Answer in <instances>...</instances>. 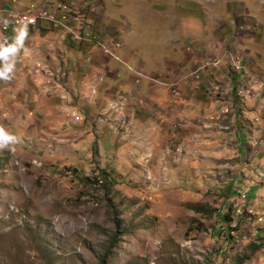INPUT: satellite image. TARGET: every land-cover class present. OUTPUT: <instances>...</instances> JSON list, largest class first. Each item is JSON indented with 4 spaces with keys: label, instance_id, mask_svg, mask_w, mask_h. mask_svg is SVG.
Wrapping results in <instances>:
<instances>
[{
    "label": "rangeland",
    "instance_id": "374dc122",
    "mask_svg": "<svg viewBox=\"0 0 264 264\" xmlns=\"http://www.w3.org/2000/svg\"><path fill=\"white\" fill-rule=\"evenodd\" d=\"M27 12L78 21L32 29L60 92L9 97L23 49L0 80V264H264V0H0Z\"/></svg>",
    "mask_w": 264,
    "mask_h": 264
},
{
    "label": "crops",
    "instance_id": "0c3cea01",
    "mask_svg": "<svg viewBox=\"0 0 264 264\" xmlns=\"http://www.w3.org/2000/svg\"><path fill=\"white\" fill-rule=\"evenodd\" d=\"M44 28H46V26H44ZM44 28H41V30L43 31ZM47 29V28H46ZM40 30L37 29V32H39ZM11 35H9V38L11 39H14L15 35H16V32L15 31H8ZM46 37H48L46 35ZM44 36H41L40 34L36 33L35 31L33 32L32 31V28L28 27V36H27V39H29V46L31 47H26L28 48L30 51H29V55L25 56L23 59L25 60V63L27 65V67L25 68V71L26 73L23 74V72H21V77H19V80H17V86L18 88H16V92H12V83H9L8 87L9 89L7 90L8 91V95L9 97H15L17 95H19V93L17 91H22V92H25L27 91L28 89L25 88V85L23 84V81L27 78V77H30L31 79L33 80H39L41 79V85L42 84H47V90L49 92H60V88H55L53 85H51V83H46L44 82V80H46L47 78H45V76L47 75V73H51V70H48L47 66L50 65V66H53L56 70H58V68L60 69L61 67H59L60 65H62V62L65 61L63 60L62 61V58L61 57H54L52 55L50 56H44V55H40V52H43V53H47V48L49 47L48 44H47V41L45 39H48ZM49 37H51V34H49ZM36 38L39 39V41H42L43 42V45L38 48L35 46V41H36ZM49 40V39H48ZM38 43V41H37ZM24 44H26V42H24ZM239 47H242L243 49L246 48L245 46V42H240L238 43ZM244 54L248 53L249 50H243ZM34 63H38L42 66V70H41V74L43 75L42 77L43 78H40V76H38L37 74H34L33 70V64ZM14 74H16V65L14 67ZM234 78V77H233ZM11 80V79H10ZM43 88L45 87L44 85L42 86ZM255 87V84L252 82L249 86V88H254ZM240 100H236L237 103L240 104ZM238 104V106H239ZM238 106H234V109L235 111L234 112H237L239 110ZM239 119V118H238Z\"/></svg>",
    "mask_w": 264,
    "mask_h": 264
},
{
    "label": "clouds",
    "instance_id": "9594fccd",
    "mask_svg": "<svg viewBox=\"0 0 264 264\" xmlns=\"http://www.w3.org/2000/svg\"><path fill=\"white\" fill-rule=\"evenodd\" d=\"M31 20L21 21L19 26L14 29L16 35L12 43H8L7 38H0V80H9L11 73L15 67V57L21 49L24 51V55H29V49L25 48L24 42L28 36V23H32ZM5 26L8 25L9 21L4 19L0 21ZM19 142V137L5 131L0 126V149L7 148L11 145H15ZM14 151V148L12 149Z\"/></svg>",
    "mask_w": 264,
    "mask_h": 264
},
{
    "label": "built area",
    "instance_id": "2783aa9c",
    "mask_svg": "<svg viewBox=\"0 0 264 264\" xmlns=\"http://www.w3.org/2000/svg\"><path fill=\"white\" fill-rule=\"evenodd\" d=\"M43 15H45V13ZM70 18H72L73 20H71ZM7 19L9 21L8 26H1L2 30L11 29L12 31H14V29L19 26L21 21L31 20L33 22L28 23V27L32 29L41 30V28H44V26H46L47 29L52 30L54 28L60 27L68 33H73L72 28L76 25L75 22L78 21V18L76 16L63 12L56 14L55 18H45L44 16H36L32 14V12H27L23 14H8ZM41 22L45 23V25L42 26ZM76 119H78V117Z\"/></svg>",
    "mask_w": 264,
    "mask_h": 264
},
{
    "label": "trees",
    "instance_id": "16d2710c",
    "mask_svg": "<svg viewBox=\"0 0 264 264\" xmlns=\"http://www.w3.org/2000/svg\"><path fill=\"white\" fill-rule=\"evenodd\" d=\"M107 178H102V183H104V181L106 180ZM223 220H224V222H227L228 221V218H227V215H224L223 216ZM101 264H103L102 262H101Z\"/></svg>",
    "mask_w": 264,
    "mask_h": 264
},
{
    "label": "bare ground",
    "instance_id": "6f19581e",
    "mask_svg": "<svg viewBox=\"0 0 264 264\" xmlns=\"http://www.w3.org/2000/svg\"><path fill=\"white\" fill-rule=\"evenodd\" d=\"M81 36V35H80Z\"/></svg>",
    "mask_w": 264,
    "mask_h": 264
}]
</instances>
